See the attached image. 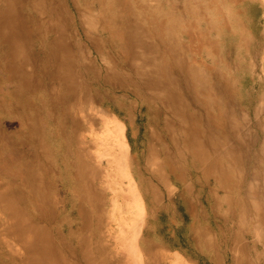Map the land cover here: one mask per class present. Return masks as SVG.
<instances>
[{
	"label": "rangeland",
	"instance_id": "374dc122",
	"mask_svg": "<svg viewBox=\"0 0 264 264\" xmlns=\"http://www.w3.org/2000/svg\"><path fill=\"white\" fill-rule=\"evenodd\" d=\"M112 261L264 264V0H0V264Z\"/></svg>",
	"mask_w": 264,
	"mask_h": 264
},
{
	"label": "bare ground",
	"instance_id": "6f19581e",
	"mask_svg": "<svg viewBox=\"0 0 264 264\" xmlns=\"http://www.w3.org/2000/svg\"><path fill=\"white\" fill-rule=\"evenodd\" d=\"M81 14V13H80ZM83 17V16H82ZM85 18V17H84ZM79 20H81V19H79ZM83 20V19H82ZM84 21V20H83ZM83 21H81L82 23H83V26H84V24H85V21L83 22ZM42 23V22H41ZM135 26V25H134ZM100 32H101V30H100ZM126 35V34H125ZM131 35V34H130ZM170 36V35H169ZM131 37V36H130ZM59 39V38H58ZM131 39H133V38H131ZM130 39V40H131ZM88 40V39H87ZM133 41V40H132ZM90 43V42H89ZM133 45V44H132ZM137 45V44H136ZM62 46V45H61ZM142 46V45H141ZM140 49V48H139ZM143 50V49H142ZM136 51V50H135ZM139 51V50H138ZM140 52V51H139ZM143 53V52H142ZM89 54V53H88ZM145 54V53H144ZM136 56V55H135ZM139 55H137L136 57L138 58V59H140V57H138ZM149 56V55H148ZM136 58V59H137ZM143 58H144V56H143ZM149 58V57H148ZM151 59V58H150ZM58 67V66H57ZM137 67V66H136ZM135 67V68H136ZM58 69V68H57ZM133 69V68H132ZM137 69V68H136ZM138 70H140V69H138ZM108 71V70H107ZM137 71V70H136ZM182 71V70H181ZM142 72V71H141ZM57 73V72H56ZM111 73V72H110ZM150 75V74H149ZM149 75H147V76H149ZM77 80V79H76ZM43 81H45V80H43ZM46 82V81H45ZM71 85V84H70ZM142 85V84H141ZM69 87V86H68ZM139 88V87H138ZM158 88V87H157ZM160 88V87H159ZM146 90H148V89H146ZM145 91V90H144ZM155 91V90H154ZM43 92V91H42ZM165 92V91H164ZM162 93V92H161ZM83 95V94H82ZM165 96H168V94L166 93V95ZM163 97V96H162ZM45 98V97H44ZM169 98V97H168ZM84 99V98H83ZM166 99H167V97H166ZM81 100V99H80ZM67 101V100H66ZM161 101V100H160ZM163 103V102H162ZM168 103V102H167ZM166 103V104H167ZM73 104V103H72ZM169 104V103H168ZM74 105V104H73ZM72 106V105H71ZM83 107V106H82ZM170 107V106H169ZM52 109V108H51ZM171 109V108H170ZM183 109V108H182ZM81 110V109H80ZM83 110V109H82ZM172 111V110H171ZM77 113V112H76ZM234 114V113H233ZM51 115V114H50ZM53 117V116H52ZM73 119V118H72ZM86 120V119H85ZM84 120V121H85ZM83 121V120H82ZM73 122V121H72ZM114 122H115V124H114ZM110 123V122H109ZM76 124V123H75ZM74 124V125H75ZM83 125V124H82ZM106 125V124H105ZM109 125V124H108ZM75 127V126H74ZM108 127V126H107ZM70 128H71V126H70ZM71 130V129H70ZM74 130V129H73ZM62 132V131H61ZM74 132V131H73ZM72 132V133H73ZM107 133H109V135H110V139H111V142L114 144V146H116L117 147V155H116V162L119 164V165H122L123 166V169H121V167H120V169L122 170V172L124 171V176H126V177H124L125 179H127L128 180V182L126 181V183H128V185H127V189H126V195H127V200H128V203H127V208H128V213H130V215L132 214V216L134 217V215L135 214H141V212L143 211V207H144V205H143V202H142V199L139 197V195H138V193H137V190H136V184H135V181H134V178H132L131 176H130V174L128 173L129 171H128V167H129V151H130V147H129V144H128V142H127V140H126V137H125V126L122 124V123H120V122H118V121H116V120H113V128H112V130H110L109 132L107 131ZM179 135V134H178ZM74 136V135H73ZM100 136V135H99ZM93 137H95V136H93ZM173 137H174V135H173ZM180 137V136H179ZM77 138V137H76ZM80 139V138H79ZM179 139V138H178ZM203 139V138H202ZM169 140H170V144H171V147L173 148V149H175L176 150V152H179L180 150H179V148H178V145H180L179 144V141H176V142H174V140H173V138H169ZM180 140V139H179ZM204 140V139H203ZM70 141V140H69ZM183 142H182V145H186V141H187V138H184V140H182ZM76 142V141H75ZM81 142V141H80ZM82 142H84V141H82ZM180 142H181V140H180ZM185 142V143H184ZM197 143L196 141H192V143ZM89 143V142H88ZM184 143V144H183ZM80 144V143H79ZM83 144V143H82ZM86 144V143H85ZM70 145V144H69ZM88 145V144H87ZM199 145V144H198ZM99 146H101V145H99ZM158 146V145H157ZM160 146H162L161 144H160ZM187 146V145H186ZM191 146V145H190ZM82 147V146H81ZM84 147V146H83ZM82 147V148H83ZM86 147V146H85ZM183 147V146H182ZM192 147V146H191ZM195 147H196V145H195ZM163 148V147H162ZM199 148V147H198ZM182 149H184V148H182ZM187 149V148H186ZM200 149V148H199ZM151 150H152V148H151ZM161 150V149H160ZM163 150H165V146H164V148H163ZM167 150V149H166ZM178 150V151H177ZM217 150V149H216ZM157 151V150H156ZM201 151V150H200ZM214 152V151H213ZM153 153V152H152ZM151 153V155L152 156H154L155 154L153 153L152 154ZM159 153V152H158ZM164 153V152H163ZM162 153V150H161V152H160V155H162V162H167L168 160H169V157H168V153L166 154H163ZM182 153V152H181ZM96 155L97 154H95V157H96ZM157 155V154H156ZM236 155V154H235ZM104 156V155H103ZM151 156V157H152ZM158 156H159V154H158ZM110 157V156H109ZM98 158V157H97ZM100 158H102V156L100 157ZM179 158V157H178ZM102 159H104V158H102ZM189 159H191V158H189ZM88 161V160H87ZM99 161V160H98ZM189 161V160H188ZM193 161V160H192ZM100 162V161H99ZM107 163V162H106ZM156 163V162H155ZM153 164L154 165V167H155V165L157 164ZM102 164V163H101ZM176 164V163H175ZM98 165V164H97ZM117 166V165H116ZM158 166H160L159 164H158ZM130 168V167H129ZM156 168V167H155ZM161 168V167H160ZM100 169V168H99ZM152 170V169H151ZM158 170V169H157ZM75 171V170H74ZM154 172H155V170H154ZM158 172V171H157ZM159 173H160V170H159ZM158 173V174H159ZM161 173H163L162 171H161ZM164 174V173H163ZM156 175H157V173H156ZM162 175V174H161ZM165 175V174H164ZM163 175V177H165ZM113 177V176H112ZM134 177V176H133ZM159 177V180H161L159 183H161V184H165V181H164V179L165 178H161L160 176H158ZM76 178V177H75ZM92 178V177H91ZM156 178V177H155ZM74 182V181H73ZM153 182V181H152ZM143 183V182H142ZM74 184V183H73ZM92 184V183H91ZM90 189V188H89ZM91 190V189H90ZM92 191V190H91ZM97 196V195H96ZM79 198V197H78ZM80 199V198H79ZM81 200V199H80ZM113 201V200H112ZM99 206V205H98ZM98 206H97V208H98ZM112 208H113V206H112ZM126 208V207H125ZM100 220H102L101 218H100ZM90 221V220H89ZM132 220H130L129 222H131ZM91 222V221H90ZM99 223V222H98ZM125 223V222H124ZM126 225H127V223H126ZM122 232V231H121ZM136 235L137 234H135V233H133V237H131V238H129V241H127V243H129L130 245H127V243L125 242L124 244H123V246H121V248L123 249V252H124V254L122 255V256H124V255H126L128 258H130V259H132V260H137V259H139L140 258V250H139V242L138 241H136ZM203 237V236H202ZM97 250H100L99 252L101 253V251H102V246L101 247H99V248H97ZM160 259L161 260H163L164 258H163V256H160ZM140 260V259H139ZM129 261V260H128ZM136 262V261H135ZM139 261H137V263H138ZM118 263V262H117ZM116 262L114 263L113 261L112 262H109L108 264H117ZM128 263V262H127ZM134 263V262H133ZM120 264H121V262H120ZM165 264V263H164Z\"/></svg>",
	"mask_w": 264,
	"mask_h": 264
},
{
	"label": "trees",
	"instance_id": "16d2710c",
	"mask_svg": "<svg viewBox=\"0 0 264 264\" xmlns=\"http://www.w3.org/2000/svg\"><path fill=\"white\" fill-rule=\"evenodd\" d=\"M183 230H184V227H182L181 229H180V237H181V233L183 232Z\"/></svg>",
	"mask_w": 264,
	"mask_h": 264
}]
</instances>
